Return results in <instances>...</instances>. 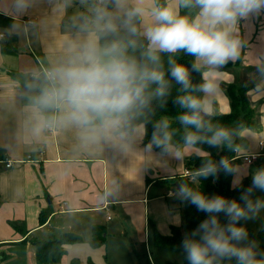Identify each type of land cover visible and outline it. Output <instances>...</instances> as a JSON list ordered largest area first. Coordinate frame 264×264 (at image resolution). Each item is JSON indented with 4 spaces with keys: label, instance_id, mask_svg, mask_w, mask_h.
Masks as SVG:
<instances>
[{
    "label": "clouds",
    "instance_id": "9594fccd",
    "mask_svg": "<svg viewBox=\"0 0 264 264\" xmlns=\"http://www.w3.org/2000/svg\"><path fill=\"white\" fill-rule=\"evenodd\" d=\"M26 6L27 0H15L17 11ZM86 7L72 21L75 33L60 58L35 71L27 85L32 134L75 130L84 145L103 140L130 146L143 137L154 102L162 107L171 97L175 117L152 122L144 150L176 158L192 150L201 157L200 166L170 193L206 214L180 242L187 264H264V250L241 223L264 215V196L254 195L264 193V167L251 171L239 199L200 187L222 171L239 189L248 175L246 166L234 162L247 159L238 130L214 119L222 92L216 74L247 47L240 22L264 14V0H86ZM177 54L190 57V64ZM256 72L264 77V63ZM192 73L201 74L199 83ZM174 122L182 128L179 140ZM202 144L233 155L201 156Z\"/></svg>",
    "mask_w": 264,
    "mask_h": 264
},
{
    "label": "crops",
    "instance_id": "0c3cea01",
    "mask_svg": "<svg viewBox=\"0 0 264 264\" xmlns=\"http://www.w3.org/2000/svg\"><path fill=\"white\" fill-rule=\"evenodd\" d=\"M86 11V0H27L23 11H17L15 0H0V33H4L0 38V144L5 149V160L0 162V264H10L13 253L20 255V264H29L22 262V256H27L34 238L60 236L69 230L93 247L86 258L104 264L110 242L113 249L118 243L126 249L128 242L136 249L138 240L145 243L146 254L147 243L155 245L150 236L152 222L166 236L173 225H182L183 201L170 195L175 187L167 180L183 175L192 150L182 158L162 156L156 149L145 151L144 124L143 137L130 146L103 140L84 145L75 130L53 129L39 138L31 132L32 90L21 82L60 58L65 41L75 33L72 21ZM239 29L247 40L242 61L224 67L216 77L222 89L218 114L231 109L230 83L248 86L246 95L255 111L253 124L238 137L243 152L260 154L250 165L237 162L247 168L244 180L251 179L254 168L264 167V148L259 146L264 140V77L256 72V65L264 63V14L242 20ZM42 210L50 213L43 224ZM111 211L116 219L108 214ZM12 221H18L22 230ZM249 222L251 228L264 230V215L244 224ZM97 224L106 231L103 242L95 247L90 241ZM74 244L66 246L60 264L77 260L71 252Z\"/></svg>",
    "mask_w": 264,
    "mask_h": 264
},
{
    "label": "trees",
    "instance_id": "16d2710c",
    "mask_svg": "<svg viewBox=\"0 0 264 264\" xmlns=\"http://www.w3.org/2000/svg\"><path fill=\"white\" fill-rule=\"evenodd\" d=\"M177 58L184 63L191 62V58L188 57L185 54H177ZM243 55L241 54L240 57L229 64L225 65L224 67H230L235 64H240L242 61ZM192 81L193 83H199L201 80V74L200 73H192ZM32 77L24 79L21 82V86L25 85L27 86L31 81ZM248 90V86L230 83L227 87V93L229 98L231 99V109L229 112L218 114L214 117V119L221 121L225 125L229 127L236 128L238 130V137L239 133L243 128L251 127L253 124V116H254V109L249 102V98L246 95V92ZM173 95H175V92L173 91ZM153 113L149 114L147 117V120L143 123L146 128L145 133V142L147 143L150 135H151V124L152 122L159 118L160 116H168V117H175L177 112V106L173 104L171 97L167 99V101L164 103V105L161 107L158 103L154 102L153 104ZM174 126L177 128L175 139L179 140L182 128L178 124V122H174ZM237 137V142L239 143ZM200 148L205 150V154L203 155H209L213 159H219L221 156H232L233 154L230 153L227 149L224 148H213L208 146L207 144L199 145ZM155 149V148H154ZM159 151L158 149H156ZM5 160V149L0 144V162ZM238 161H241L240 159H236L234 162L237 163ZM201 157H197L194 155L187 156L185 159V168L188 170H192L193 168L199 167L201 164ZM188 176L186 175H176L172 178H168V184L175 187L178 183H180L182 180H187ZM232 176L229 174H226L224 172H219L216 176L208 177L207 179H203L201 181V189L208 193L209 195H216V194H222L229 198H235L239 199L240 192L243 191L244 188H247L251 182V179L245 178L242 181L241 187L239 189H234L232 187ZM177 183V184H176ZM182 225L181 226H172V232L170 234L162 235L158 228H156L155 223H151L150 226V236L152 239V242L158 246L163 248H173L178 251H180L183 254V251L180 247V242L184 237V234L187 232H190L192 229H194L201 220L205 218V213L197 211L194 205L188 204L186 201H183L182 204ZM40 222L41 224L48 221L50 217V213L47 211H41L40 212ZM221 222H225L226 218L221 214L220 216ZM241 223H244V221H241ZM12 224L15 228L21 229L22 226L18 221H12ZM94 229V236L90 243L98 247L103 240L105 239L104 233L106 231L104 225H95L93 227ZM249 236L252 239H255L259 242L260 249L264 250V230L262 228L259 229H253L248 228ZM83 238L82 236L74 231L69 230V232H65L60 236H50L48 238H34L32 240V243L36 247V253H35V259L37 260V264H60L61 257L66 251V246L72 243L82 242ZM89 264H95L91 259H89ZM70 264H79L77 260H72ZM157 264H187V261L185 258H183L182 262L178 261H165Z\"/></svg>",
    "mask_w": 264,
    "mask_h": 264
},
{
    "label": "rangeland",
    "instance_id": "374dc122",
    "mask_svg": "<svg viewBox=\"0 0 264 264\" xmlns=\"http://www.w3.org/2000/svg\"><path fill=\"white\" fill-rule=\"evenodd\" d=\"M73 13L76 15L77 14V8H74ZM30 51V49H28ZM35 56H38V53L34 51ZM112 217L116 219L117 215L113 211L108 213ZM110 223V222H109ZM251 223L249 222L248 225H246L247 228H251L250 226ZM94 227V226H93ZM94 231V230H93ZM40 237H45V235H40ZM113 242V241H112ZM112 242H110V247H109V257H107L106 261L104 264H123V263H129V264H151V262L157 261V263L165 262L166 260H172V261H178L182 262L184 256L182 253L176 249L173 248H160L155 245H151L150 243H147L148 251L146 254L145 252V243L139 242L138 240H135V244L137 245L136 249H134L132 246V243L128 242L129 247L125 246L123 244H117V249L112 248ZM32 247H28L26 249V254L27 256L24 257L22 256V262L25 263L27 260L29 264H36V259H35V253H36V247L35 245L31 242ZM153 252L152 256L151 250ZM93 247L87 242L83 241L81 243L77 242L73 246V250L71 251L72 253H76V258L79 264H89V259L86 258V254L88 256V253L92 251ZM29 251L32 252L28 253ZM151 256V257H150ZM149 257V258H148ZM150 259V260H149ZM11 263L10 264H20V255H14V253L11 256ZM110 260V261H109ZM110 262V263H109Z\"/></svg>",
    "mask_w": 264,
    "mask_h": 264
},
{
    "label": "built area",
    "instance_id": "2783aa9c",
    "mask_svg": "<svg viewBox=\"0 0 264 264\" xmlns=\"http://www.w3.org/2000/svg\"><path fill=\"white\" fill-rule=\"evenodd\" d=\"M3 36H4V33H0V38H2ZM50 131H52V130H50ZM259 146H260V149L264 148V140L260 141ZM243 154H247V159L245 158V156H241L237 159H240L242 163L247 164V165L252 164V162L256 161L260 156V154L258 152H252V153L243 152L242 155ZM10 165H11V162L7 163V166H10ZM189 173H190V170L185 169L183 175L188 176Z\"/></svg>",
    "mask_w": 264,
    "mask_h": 264
}]
</instances>
